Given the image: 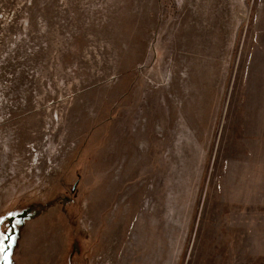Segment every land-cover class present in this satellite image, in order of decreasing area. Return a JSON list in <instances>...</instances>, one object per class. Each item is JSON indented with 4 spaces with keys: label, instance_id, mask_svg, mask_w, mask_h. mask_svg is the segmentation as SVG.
I'll use <instances>...</instances> for the list:
<instances>
[{
    "label": "rangeland",
    "instance_id": "rangeland-1",
    "mask_svg": "<svg viewBox=\"0 0 264 264\" xmlns=\"http://www.w3.org/2000/svg\"><path fill=\"white\" fill-rule=\"evenodd\" d=\"M0 233L11 264H264V0H0Z\"/></svg>",
    "mask_w": 264,
    "mask_h": 264
},
{
    "label": "snow or ice",
    "instance_id": "snow-or-ice-1",
    "mask_svg": "<svg viewBox=\"0 0 264 264\" xmlns=\"http://www.w3.org/2000/svg\"><path fill=\"white\" fill-rule=\"evenodd\" d=\"M0 237H3V233H0ZM0 256L3 257L4 264H11L9 254L7 253L6 249H0Z\"/></svg>",
    "mask_w": 264,
    "mask_h": 264
}]
</instances>
